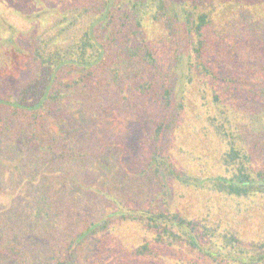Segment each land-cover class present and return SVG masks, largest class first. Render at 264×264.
Instances as JSON below:
<instances>
[{
  "label": "trees",
  "instance_id": "trees-1",
  "mask_svg": "<svg viewBox=\"0 0 264 264\" xmlns=\"http://www.w3.org/2000/svg\"><path fill=\"white\" fill-rule=\"evenodd\" d=\"M148 20L166 21L175 34L171 66L152 48ZM30 38V71L22 79L0 76V146L23 149L41 176L108 156L122 179L131 174L141 183L152 179L157 189H143L142 202L133 205L124 199L126 190L97 185L95 193L106 206L66 240L63 257L34 250L32 264H75L78 246L110 232L118 221L143 225L145 237L133 252L137 257L158 254L153 240L196 255L182 264H202V258L213 264H264V238L249 241L222 218L212 219V204L207 214L196 216L173 208L164 181L165 174L219 193L237 201L238 212L242 200L264 199V166L254 162L264 155V0H82ZM195 83L205 100L204 126L224 147L223 169L214 173L205 172L210 157H200V172L193 173L180 168L172 153ZM108 106L140 121L139 150L114 134L97 143L82 139L85 124L74 111L80 109L85 123L102 122ZM45 203L44 194L37 219L49 217ZM22 256L29 262L31 256Z\"/></svg>",
  "mask_w": 264,
  "mask_h": 264
},
{
  "label": "rangeland",
  "instance_id": "rangeland-1",
  "mask_svg": "<svg viewBox=\"0 0 264 264\" xmlns=\"http://www.w3.org/2000/svg\"><path fill=\"white\" fill-rule=\"evenodd\" d=\"M79 1L82 0H0V76L25 77L32 60L30 34L46 29L58 15ZM146 24L147 36L157 57L171 66L177 46L175 34H172L166 21L148 20ZM187 97V112L172 139L174 160L180 168L199 173L200 157L206 156L210 158L207 163L204 162L205 172L222 170L224 147L210 130H206L205 117L201 119L206 107L202 105L205 100L198 84L190 86ZM79 111H74V117H79L85 124L82 126L86 130L81 135L85 142L127 137L139 150L137 137L143 127L130 111L124 113L108 106L101 114L102 122L88 123L84 122ZM107 157L86 164L67 165V171L63 173L41 176L37 174V164L27 159L23 149L0 146V264H32L34 250L45 255L58 251L63 257L66 240L83 229L87 217L97 216L101 205L106 206L101 196L95 193L97 185L107 191L126 190L124 199L133 205L142 202L143 189L157 191L156 182L152 179L141 183L133 174L122 179L120 176L123 174L118 173L115 160ZM254 162L263 167L264 155L256 156ZM164 177L173 208L188 216H196L207 214L208 206L212 204V219L222 218L224 226L237 229L249 241L264 238V199L258 200V203L242 200L243 210L238 212L235 200L225 199L208 189L183 185L165 174ZM44 194L50 214L37 219L36 205ZM61 221H65L63 229H60ZM144 235L140 222L118 221L110 232L91 236L81 243L76 250L75 264H182L185 259L196 258L187 248L159 244L153 240V248L158 254L148 258L137 257L133 252L143 242ZM7 238L11 239L14 252L6 248ZM245 246L248 248L250 244ZM23 252L31 256L27 257V263L23 262L26 259L22 256ZM210 260L202 258L201 262L213 264Z\"/></svg>",
  "mask_w": 264,
  "mask_h": 264
}]
</instances>
